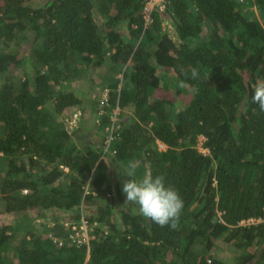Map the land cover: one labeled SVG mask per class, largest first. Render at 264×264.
<instances>
[{"label":"trees","instance_id":"16d2710c","mask_svg":"<svg viewBox=\"0 0 264 264\" xmlns=\"http://www.w3.org/2000/svg\"><path fill=\"white\" fill-rule=\"evenodd\" d=\"M167 1L145 26L143 0H0V214L67 211L48 233L0 225V264H264V112L251 102L264 80V0ZM20 35L25 48H11ZM77 78L88 82L78 93L65 86ZM103 89L119 109L112 130ZM129 162L136 179L163 175L178 192L177 228L125 201ZM81 215L91 237L75 244ZM252 217L262 220L239 224Z\"/></svg>","mask_w":264,"mask_h":264},{"label":"clouds","instance_id":"9594fccd","mask_svg":"<svg viewBox=\"0 0 264 264\" xmlns=\"http://www.w3.org/2000/svg\"><path fill=\"white\" fill-rule=\"evenodd\" d=\"M193 78L198 76L196 68L191 70ZM251 102L258 105L264 112V80L253 85ZM137 163L129 162L122 172L129 177L122 183L125 201L137 206V212L142 217L151 220L160 227H178L179 217L184 206L183 199L171 186H166L163 175L153 176L150 171L136 179Z\"/></svg>","mask_w":264,"mask_h":264},{"label":"rangeland","instance_id":"374dc122","mask_svg":"<svg viewBox=\"0 0 264 264\" xmlns=\"http://www.w3.org/2000/svg\"><path fill=\"white\" fill-rule=\"evenodd\" d=\"M31 4L32 5H40L42 4V0H31ZM247 5L249 7V12L251 14H253L256 18H258L259 20L262 21V17L260 15V9L256 4H250L247 2ZM160 21H161V27L163 30H165L166 32L169 33V35L171 36V38L173 40L178 41V37L176 34V31L174 29V26L172 24V21L169 19V17L167 16H160ZM22 36H18L17 39H15V41H13L11 43V48L13 49H18V48H22L25 45L23 44V42L21 41ZM104 68L102 70V74L104 73ZM117 77L119 78L120 75H117ZM87 80H85L84 78H77L75 80H72L70 82H68L67 84H65V86L67 88H70L72 90H74L76 93H78L80 90L84 89L87 85ZM101 95V94H100ZM99 95V108L100 110L102 109L103 112L105 114H108L110 116V121H116L118 119V108L115 106H111L109 103L107 105H102L101 104V96ZM77 107H79L80 109H82V105H78ZM76 109V108H75ZM72 113V112H70ZM72 120L71 123H68L65 125L64 121H63V126L67 127V130L70 133H73L77 130L78 128V117L74 118L73 115L70 116ZM110 123L107 125L110 127ZM106 129V128H105ZM77 140V138H76ZM203 141H204V137L203 136H199L198 137V142H197V147L198 149L203 152V153H207V149L203 147ZM155 146L160 149L163 150L165 149V145L159 141L155 142ZM115 169L117 170V172H120V169L123 167L121 164H119L118 162L113 163ZM129 179V177L127 178L126 176L124 177L123 180ZM81 209V208H80ZM77 211V210H76ZM81 211V210H79ZM69 213H71V217L74 216V214L76 213L75 210H71L68 211ZM67 211L66 210H42V209H27L23 212H17L15 214L12 213H3L0 214V225L7 223L8 221H12L15 223H20L22 228L19 230L18 234H22L24 233V230L26 229V227H31L33 228V230L35 229L36 232H47L48 228L52 226L53 223V218L55 216H58V220L62 221L64 220L67 216ZM48 233V232H47ZM217 247H218V251H219V255L220 256H224L225 254H228V249L224 247V244L221 241L217 242Z\"/></svg>","mask_w":264,"mask_h":264},{"label":"built area","instance_id":"2783aa9c","mask_svg":"<svg viewBox=\"0 0 264 264\" xmlns=\"http://www.w3.org/2000/svg\"><path fill=\"white\" fill-rule=\"evenodd\" d=\"M167 0H143V6H142V17L144 20V25L148 26L149 24L152 23L153 20V13L154 12H164V10L167 8ZM101 96V104L102 105H107L108 104V89H103L100 92ZM118 108V107H117ZM119 110V109H118ZM103 110L101 109L99 113H102ZM81 113V109L79 107H76L74 112L72 113L74 118H77L78 114ZM71 115V116H72ZM68 123H71L73 119L70 117L66 119ZM110 127L107 126L108 128L113 129L115 126L114 121H110ZM106 127V129H107ZM111 138V137H110ZM26 192V190H23ZM81 207V206H80ZM262 218H247V219H242L239 224L241 225H246V224H252L261 221ZM72 231L69 234V239L75 243V244H81V243H88L90 240V232L92 230V227L90 226L88 220L84 218L83 215L80 216L79 222L77 224H73L71 227ZM55 242L58 244L62 243V240H56L54 239Z\"/></svg>","mask_w":264,"mask_h":264}]
</instances>
